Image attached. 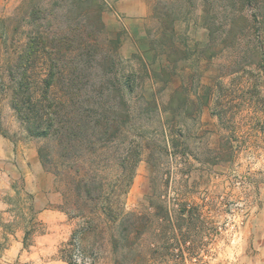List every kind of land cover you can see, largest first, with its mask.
<instances>
[{"label":"rangeland","instance_id":"1","mask_svg":"<svg viewBox=\"0 0 264 264\" xmlns=\"http://www.w3.org/2000/svg\"><path fill=\"white\" fill-rule=\"evenodd\" d=\"M24 1L0 0V17ZM95 1L101 23L85 2L55 13L73 50L54 61L70 74L57 91L105 107L87 119L98 131L65 144L68 170L45 169V141L25 130L11 92L1 103L0 264H68L60 250L79 220L61 209L62 191L82 170L115 185L128 150L135 264H240L264 234V0ZM48 60L36 67L41 87Z\"/></svg>","mask_w":264,"mask_h":264},{"label":"trees","instance_id":"2","mask_svg":"<svg viewBox=\"0 0 264 264\" xmlns=\"http://www.w3.org/2000/svg\"><path fill=\"white\" fill-rule=\"evenodd\" d=\"M73 1L87 3V10L101 23L102 10L97 1ZM67 3L68 0H25L12 17H0V123L1 103L6 92H11V108L25 130L31 137L45 141L39 148L42 165L56 173L58 167L68 170L65 144L70 137L78 145L83 144V132L95 133L100 129L97 124L100 120L87 119L93 115L99 117L105 111V107L96 103L74 104L70 87L59 92L56 89L59 81L70 80L69 72H56L54 64L73 51L69 48L68 32L62 29L55 15ZM24 25L28 26L27 31L22 29ZM42 56H48L51 62L47 77L41 80L43 87L38 83L36 71ZM108 128L101 133L103 136L110 138L117 134ZM51 143L63 151L56 162L50 159ZM129 158L130 150L121 155V175L113 186L106 182L95 186L89 181V171L82 170L75 172L72 183L62 191L61 209L79 220L70 240L60 250L61 258L68 264H135L137 252L142 259L144 252L135 247L142 231L128 222L132 214L126 211L123 202L132 181L127 166ZM94 194L99 197L95 198ZM2 221L0 214V226ZM29 236L27 232L26 242ZM2 248L0 243V252Z\"/></svg>","mask_w":264,"mask_h":264},{"label":"crops","instance_id":"3","mask_svg":"<svg viewBox=\"0 0 264 264\" xmlns=\"http://www.w3.org/2000/svg\"><path fill=\"white\" fill-rule=\"evenodd\" d=\"M139 1V0H136ZM125 2H128V0H122L120 1L119 5L121 6ZM140 14L137 15V17H145L147 16V9L145 6L142 5ZM264 234L261 235V237L256 239L255 244V251L253 252V255H246L242 256L240 260V264H264ZM261 238H263L261 240Z\"/></svg>","mask_w":264,"mask_h":264}]
</instances>
